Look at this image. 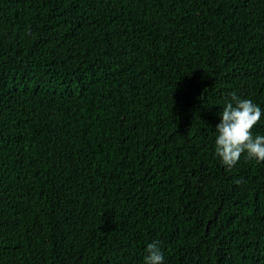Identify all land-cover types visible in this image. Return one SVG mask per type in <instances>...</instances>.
Instances as JSON below:
<instances>
[{
    "label": "trees",
    "instance_id": "trees-1",
    "mask_svg": "<svg viewBox=\"0 0 264 264\" xmlns=\"http://www.w3.org/2000/svg\"><path fill=\"white\" fill-rule=\"evenodd\" d=\"M232 92L264 136V0H0V264H264Z\"/></svg>",
    "mask_w": 264,
    "mask_h": 264
},
{
    "label": "clouds",
    "instance_id": "clouds-1",
    "mask_svg": "<svg viewBox=\"0 0 264 264\" xmlns=\"http://www.w3.org/2000/svg\"><path fill=\"white\" fill-rule=\"evenodd\" d=\"M222 109L221 121L216 125L215 154L231 170L246 153L248 160L264 162V136H253L252 129L261 119V107L250 99L240 98L236 92L229 94ZM243 181L236 180L237 184ZM144 264H163L164 255L158 241L145 249Z\"/></svg>",
    "mask_w": 264,
    "mask_h": 264
}]
</instances>
